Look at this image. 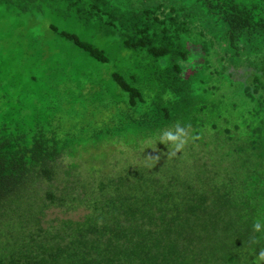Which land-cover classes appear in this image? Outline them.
I'll return each mask as SVG.
<instances>
[{
  "label": "trees",
  "instance_id": "1",
  "mask_svg": "<svg viewBox=\"0 0 264 264\" xmlns=\"http://www.w3.org/2000/svg\"><path fill=\"white\" fill-rule=\"evenodd\" d=\"M0 4L100 30L138 60L113 72L124 107L91 133L28 125L0 94V264H263L264 0Z\"/></svg>",
  "mask_w": 264,
  "mask_h": 264
},
{
  "label": "rangeland",
  "instance_id": "2",
  "mask_svg": "<svg viewBox=\"0 0 264 264\" xmlns=\"http://www.w3.org/2000/svg\"><path fill=\"white\" fill-rule=\"evenodd\" d=\"M60 30L77 33L102 47L109 60H94L59 36ZM119 45L115 37L100 30L83 29L76 22L48 14L17 15L0 4V94L8 92L3 110L7 105L20 107L18 113L28 125L32 118L40 123L56 119L62 131L91 133L124 107L122 98L127 95H122L112 75L131 71L138 60ZM161 140L165 142L166 135ZM116 149V157L128 158L121 151L125 147ZM142 156H132L131 162L139 163ZM63 159L64 163L71 160ZM159 159L163 158L159 155ZM81 213L82 209L70 216L78 218ZM56 215L61 216L50 211L48 218ZM259 257L256 261L264 264V255Z\"/></svg>",
  "mask_w": 264,
  "mask_h": 264
}]
</instances>
